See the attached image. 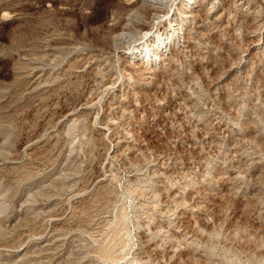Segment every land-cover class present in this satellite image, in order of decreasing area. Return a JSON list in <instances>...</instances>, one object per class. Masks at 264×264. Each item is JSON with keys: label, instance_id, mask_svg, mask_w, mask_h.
Segmentation results:
<instances>
[{"label": "rangeland", "instance_id": "obj_1", "mask_svg": "<svg viewBox=\"0 0 264 264\" xmlns=\"http://www.w3.org/2000/svg\"><path fill=\"white\" fill-rule=\"evenodd\" d=\"M0 264H264V0H0Z\"/></svg>", "mask_w": 264, "mask_h": 264}, {"label": "bare ground", "instance_id": "obj_2", "mask_svg": "<svg viewBox=\"0 0 264 264\" xmlns=\"http://www.w3.org/2000/svg\"><path fill=\"white\" fill-rule=\"evenodd\" d=\"M161 1V0H160Z\"/></svg>", "mask_w": 264, "mask_h": 264}]
</instances>
